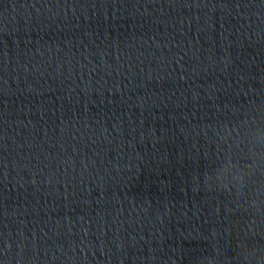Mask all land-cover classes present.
Segmentation results:
<instances>
[{
  "label": "clouds",
  "instance_id": "9594fccd",
  "mask_svg": "<svg viewBox=\"0 0 264 264\" xmlns=\"http://www.w3.org/2000/svg\"><path fill=\"white\" fill-rule=\"evenodd\" d=\"M224 124L211 127L218 129ZM227 124L232 127L231 122ZM245 148L244 144H240L227 155L221 153L214 167L202 174H193L191 182L195 191H200L203 186L207 191L231 197L237 207L245 208L249 215L242 229L244 239L238 245L237 259L239 264H264V243L256 239L260 236L264 240V151L258 147V142L256 147L247 151ZM237 156L240 158L237 159ZM219 255L220 249L213 244L212 254L202 257L199 264H218Z\"/></svg>",
  "mask_w": 264,
  "mask_h": 264
}]
</instances>
